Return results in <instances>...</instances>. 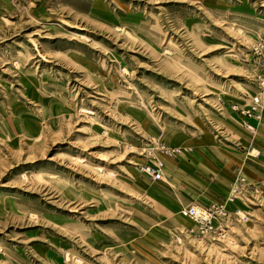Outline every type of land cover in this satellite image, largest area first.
Listing matches in <instances>:
<instances>
[{"label":"rangeland","instance_id":"1","mask_svg":"<svg viewBox=\"0 0 264 264\" xmlns=\"http://www.w3.org/2000/svg\"><path fill=\"white\" fill-rule=\"evenodd\" d=\"M0 264H264V0H0Z\"/></svg>","mask_w":264,"mask_h":264},{"label":"built area","instance_id":"2","mask_svg":"<svg viewBox=\"0 0 264 264\" xmlns=\"http://www.w3.org/2000/svg\"><path fill=\"white\" fill-rule=\"evenodd\" d=\"M245 113H248V111H246ZM162 153L165 157H170L171 155L179 153V150L163 148ZM160 167L161 163L156 162L155 167L146 166L144 167L143 171L152 179H157ZM179 214L182 217L192 220V222H194L197 228L201 231H207L212 229V219L217 215H223L224 212L222 211L221 205H213L210 209H205L196 205H192L181 208L179 210Z\"/></svg>","mask_w":264,"mask_h":264},{"label":"crops","instance_id":"3","mask_svg":"<svg viewBox=\"0 0 264 264\" xmlns=\"http://www.w3.org/2000/svg\"><path fill=\"white\" fill-rule=\"evenodd\" d=\"M2 1H5V2H9V0H2ZM206 150H208V151H210L209 149H207V148H205ZM205 149H199L198 151L199 152H201L203 155H206V156H208L209 154H207V151L205 150ZM211 150H212V148H211ZM188 152H190V151H188ZM188 154V153H187ZM191 156H195V154L192 152L191 153ZM185 158H187L188 159V161L187 160H185V159H183V160H180L179 161V163H178V165H182L183 166V168H185L186 170H189L188 168H190V167H194V166H197V165H199L200 163H203V166H204V163H205V158H202V157H200L199 158V160L198 159H196V158H194V160L193 159H191L189 156H186ZM167 162V167H169V169L168 170H166L165 169V171H168V174L170 173V168L172 169V165H171V163L169 162V161H166ZM175 164V163H174ZM176 165H177V163H176ZM175 165V166H176ZM199 175H197V176H194L195 178L196 177H198ZM191 182H192V180H191Z\"/></svg>","mask_w":264,"mask_h":264},{"label":"bare ground","instance_id":"4","mask_svg":"<svg viewBox=\"0 0 264 264\" xmlns=\"http://www.w3.org/2000/svg\"><path fill=\"white\" fill-rule=\"evenodd\" d=\"M102 170V169H101Z\"/></svg>","mask_w":264,"mask_h":264}]
</instances>
